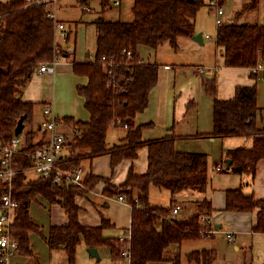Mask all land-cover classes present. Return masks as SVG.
<instances>
[{
	"label": "trees",
	"instance_id": "1",
	"mask_svg": "<svg viewBox=\"0 0 264 264\" xmlns=\"http://www.w3.org/2000/svg\"><path fill=\"white\" fill-rule=\"evenodd\" d=\"M84 7L97 1L102 10L111 0H78ZM260 0H249L236 12L258 7ZM204 0H134L131 21L108 20L103 15L95 18L97 40L94 59L79 62L73 59L74 72L87 76V85L79 86L78 92L85 98V106L91 114L89 121L73 117L59 119L71 129L66 136L67 153L61 158L59 168L73 170L85 159L105 154L111 155V167L124 159L135 160L138 150L148 149V168L136 175L133 169L117 189L106 188L108 194H123L132 205V223L124 239L106 236L104 230L112 226L103 215L100 226H85L79 221L80 207L77 196H85L99 182H109L104 176L87 174L81 185L62 181L53 184V173L46 177L27 180L25 169L31 164V155L46 145L45 135L39 141L35 136L40 131L32 126L34 103L21 98L23 88L37 68L58 57L55 46V27L48 17L50 5H27L25 0H9L1 4L4 24L0 28V144L5 145L14 136L21 116L25 115V132L20 134L23 148L11 161L17 170L12 187L0 181L1 197L8 191L18 201L12 226V237L17 241L16 252L32 255L30 233L43 235L29 213L32 201L39 196L51 204H59L68 219L63 225L52 226L44 236L51 249L63 248L67 264H77V247L84 242L89 248H108L113 261L124 259L122 251L128 247L130 264H181V255L166 256L172 245H181L186 240L211 238L202 235L200 217L211 216L214 208L209 199L197 200L196 210L189 217H173L171 210L175 197L184 190L205 192L209 186L208 155L201 152H182L175 146L174 136L143 140L142 132L153 123L136 125L135 118L149 104L150 93L156 86L160 65L154 61L138 62L136 56L142 46L156 50L165 43L173 49L179 47L181 37H192L196 16ZM216 44L223 55V65L229 67H252L264 58V24L255 22H222L217 28ZM136 52L133 58L126 51ZM63 54V53H61ZM72 56L66 54L65 57ZM253 75V74H252ZM255 78L256 75H253ZM216 78L207 81L206 92L213 97V129L208 137L245 136L253 139L250 148H236L226 152L231 159L229 169L223 172L255 176L256 166L264 157V125L258 123L261 108L258 105L256 85L238 86L231 99L217 95ZM195 107L189 102L188 109ZM127 125L126 134L120 143L109 146L107 133L112 127ZM1 167V158H0ZM154 185L171 193L167 206L150 202L149 191ZM111 187V188H110ZM225 210L251 212L257 210L254 232H264V200L240 189L226 191ZM3 253L0 251V264ZM217 252L211 249L193 250L186 254L190 262L212 264Z\"/></svg>",
	"mask_w": 264,
	"mask_h": 264
},
{
	"label": "crops",
	"instance_id": "2",
	"mask_svg": "<svg viewBox=\"0 0 264 264\" xmlns=\"http://www.w3.org/2000/svg\"><path fill=\"white\" fill-rule=\"evenodd\" d=\"M8 1L0 0V7L1 4ZM223 15H225V11ZM57 19L64 22L69 29V40L71 41L72 37L74 51L72 56L59 57L52 72H39L36 70L25 84L21 98L24 101L34 103L32 116L34 129H40L42 123L47 119L44 114L46 106H50L59 119L73 117L78 121H89L91 118V114L85 106V98L78 92L79 86L87 85L89 79L87 76L78 75L74 72L73 59L79 62H83L86 59H94L97 40L96 27L95 41L92 45H89L88 37H84L86 27L82 18L75 22L74 27L70 26L64 19L59 18L58 12ZM94 20L90 22L92 25ZM222 21L224 22V19ZM259 24L263 23L260 22ZM79 31L83 35V40H86V44L80 45L78 43ZM195 32L198 33L196 28ZM203 39L202 36V41ZM58 43L62 46L64 45L60 38ZM201 45H205V41L199 43L192 40L191 37H181L179 39V47L176 50H172L177 51L181 48L187 51L199 52L202 49ZM160 47L153 50L154 57H151L152 61L160 65L158 82L150 93L148 107L143 112L138 113L134 120L136 125L153 123L152 127L143 129V140L174 136L175 146L178 151L201 152L208 156L209 154L203 148V144L206 141L220 140L223 144L220 158L215 161L213 166L214 172L222 173L220 178L212 183L214 178H210L208 171L210 186L205 192L184 190L175 197V205H181V215L185 218L195 212V201L197 200L207 198L211 201L214 208L211 220L215 226H218L214 236L186 241L188 244L193 245L194 242L191 241L204 240L201 244L195 245L199 247L194 250H215L217 257L212 264H264V252H262L264 248V232L253 231L257 210L251 212L225 210L226 191L228 189L241 188L244 193L252 194L264 200V157L258 161L254 177L249 174L223 172L222 169L225 168L227 160L226 152L236 148H250L253 145V139L245 136L224 138L204 136L212 132L213 129V97L206 92L207 81L213 77L216 78L217 95L221 99L233 98L238 86L256 85L258 89L257 101L261 108L258 123L264 125V73L260 77L255 78L251 74L249 67L223 65V55L217 44L212 54L206 49L203 52L206 58H201L199 62H194L188 58L181 59L179 62H161L156 52ZM139 54L144 60L146 59L140 49ZM146 60L149 61L150 59ZM191 101L194 102L195 107L188 109V104ZM25 129L26 127L23 133ZM113 129L116 134H110ZM56 130L63 133L65 137L67 134L72 135L73 132L63 122L58 124ZM44 134H46L45 140H47L48 133L41 127L35 136V141L41 140ZM125 134V127L110 128L106 139L108 145L113 146L120 143ZM23 146L24 144L21 145V149ZM66 153L67 146L62 150L61 158ZM80 167L83 169L84 177L89 173H93L94 175L109 178V182L101 181L87 195L76 197V203L80 207L79 221L85 226H100L102 216L105 215L112 226L106 228L104 234L121 240L126 238L132 223V206L127 201L118 200L119 194H108L105 189L111 186L114 190H118V187L127 179L131 168L136 175L144 174L148 168L147 147H142L138 150V157L135 160L124 159L114 170L111 167V155L109 154L93 159H85ZM24 171L27 180L41 177L38 172L30 168H26ZM154 189L160 188L154 185L150 187V202L155 205L167 206L161 201L151 200L156 193L155 191H157ZM168 192L170 204L172 196L169 190ZM187 210L190 211L188 215L185 214ZM29 213L33 222L42 230L43 235L36 232L30 233V245L33 254L22 255L14 251L9 255L5 264H67L68 258L65 250L63 248L51 249L44 238V236L49 234L52 226L63 225L67 221L68 216L65 210L59 204H51L39 196L32 201ZM228 232L234 234V243L232 245L236 252L235 255L227 254L220 248L221 244L217 241L219 235L221 236ZM186 241L181 245L186 243ZM88 249L89 247L84 242L78 245L77 264H101L105 252L109 256V264H128L125 259L113 261L108 248H106L107 251L103 250L102 247L97 248L98 258L92 256ZM181 259V264H200L190 262L184 255H181Z\"/></svg>",
	"mask_w": 264,
	"mask_h": 264
},
{
	"label": "built area",
	"instance_id": "3",
	"mask_svg": "<svg viewBox=\"0 0 264 264\" xmlns=\"http://www.w3.org/2000/svg\"><path fill=\"white\" fill-rule=\"evenodd\" d=\"M220 0H208V5L210 7L216 8V23L219 26L223 21L221 16L224 14V9L219 3ZM27 5H39L48 4L53 6L50 7L48 11V17L53 19L55 27V46L60 50V55L55 57L52 61L41 64L37 71L39 72H52L54 70L55 63L58 61L59 57H65L66 54L73 53V47L67 46L69 40L70 31L64 22L57 19V2L58 0H25ZM111 4L115 7L121 6V0H111ZM3 14L0 9V28L3 26ZM62 40L65 44L62 46L58 43V39ZM206 38H210L209 35ZM63 53V54H61ZM129 58H133L136 52L130 50L126 51ZM138 62H143L144 58L138 55L136 56ZM250 72L257 77H260L264 73V58L259 59L257 63L250 67ZM44 114L47 119L42 123V128L47 131L48 139L46 145L43 148H38L31 155V164L28 168L35 170L40 174L41 177H46L53 173V184L61 183L66 181L71 184L81 185L84 179L83 169L81 167L75 168L73 170H63L59 168L61 163V152L64 149L67 140L63 133L56 130L58 124L60 123L59 118L55 115L54 111L50 106L44 108ZM127 128V125L124 124ZM23 144V139L20 135H15L11 138L10 142L5 145L0 144V181L8 183L10 189L12 187V181L17 170L12 168L11 161L13 156L21 150V145ZM118 200L126 201V197L123 194L118 195ZM18 206V201L13 197L12 192L8 191L1 197L0 206V251L3 253L2 261L6 263L10 254L16 251L18 246L15 238L12 237V226L15 218V209ZM130 206H132L130 204ZM182 212L181 205H175L171 210V215L173 217H179ZM200 224L202 225L201 232L202 235L214 234L217 229L211 220V216L206 214L200 217ZM226 237L229 241L234 240L233 233H226ZM122 255L128 264H130V252L128 247L122 251Z\"/></svg>",
	"mask_w": 264,
	"mask_h": 264
},
{
	"label": "rangeland",
	"instance_id": "4",
	"mask_svg": "<svg viewBox=\"0 0 264 264\" xmlns=\"http://www.w3.org/2000/svg\"><path fill=\"white\" fill-rule=\"evenodd\" d=\"M122 4L119 7H115L113 4L106 6L103 10L101 5L97 1H90L84 5L78 0H58L57 2V12L58 16L61 19L67 21V23L74 27L75 22L82 18L83 22H85V36L88 37L89 45H92L95 41V24L90 23L96 17L103 15L108 20H121V21H131L133 19L132 14V6L134 0H121ZM249 0H220L219 3L222 5V8L225 11V15H222V19L224 22L228 21H236L242 23L243 21H251V22H261L264 24V0H260V5L253 9L247 10L241 13V15L237 16L236 12L238 9L244 5V3ZM53 8V6H50ZM196 29L198 33H202L203 41H205V45H201L202 48L199 52L187 51L185 49H179L177 51L172 50L173 48L169 45V43H165L162 45L156 52L158 53V57L161 62H179L181 59H190L194 62H199L201 58H206L203 52L207 49L208 52H212L216 46V38H217V23H216V8H212L208 5V0H204V4L199 8L197 16H196ZM81 31V30H80ZM78 32L80 45L86 44V40H83V35L81 32ZM207 35L210 38H205ZM62 41V40H61ZM63 44H65L62 41ZM73 41L71 37V41L67 42V46L73 47ZM141 52L144 54L146 59H150L152 61V56L154 57V51L148 47L142 46L140 47ZM145 59V60H146ZM174 59V60H172ZM166 60V61H165ZM110 134H116L115 130H111ZM204 151L209 154L208 156V166H209V175L210 178H214L213 182H216L221 176V172H214L213 166L215 161L220 158L221 151L223 150V144L219 141H206L203 144ZM230 174V173H229ZM210 186V184H209ZM156 193L152 197L151 200L161 201L165 205H169V192L165 189H154ZM186 215L190 214V211L185 212ZM217 241L221 244L220 248L223 249L229 255H235V250L233 249L234 240L228 241L226 234L219 235ZM194 242L193 245L184 243L183 245H172L166 250V256L171 257L178 254L184 255L186 257V253L197 249L199 246H195L197 244H201L202 241H191ZM194 247V248H193ZM103 250L107 251L105 247H102ZM264 252V248L262 249ZM103 260L101 264H109V256L107 252L104 253ZM80 263V262H79Z\"/></svg>",
	"mask_w": 264,
	"mask_h": 264
},
{
	"label": "water",
	"instance_id": "5",
	"mask_svg": "<svg viewBox=\"0 0 264 264\" xmlns=\"http://www.w3.org/2000/svg\"><path fill=\"white\" fill-rule=\"evenodd\" d=\"M192 40L196 41V42H199V43H202V33H196L194 34L192 37ZM24 120H25V115L21 116L19 121H18V124L15 128V131H14V134L15 135H20L23 133L24 131V128H25V123H24ZM232 163V160L231 159H227L226 160V165H225V169H229L230 165ZM215 228L217 229L218 226H215ZM89 253L92 255V256H96L98 258V250L97 248H89L88 249Z\"/></svg>",
	"mask_w": 264,
	"mask_h": 264
}]
</instances>
